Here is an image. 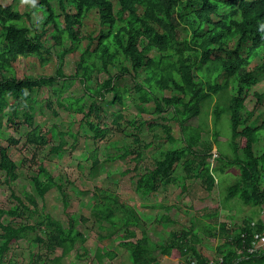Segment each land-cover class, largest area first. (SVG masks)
<instances>
[{
  "label": "trees",
  "instance_id": "trees-1",
  "mask_svg": "<svg viewBox=\"0 0 264 264\" xmlns=\"http://www.w3.org/2000/svg\"><path fill=\"white\" fill-rule=\"evenodd\" d=\"M30 4V10L24 11L17 0L0 2V135L4 122L16 127L17 119H23L31 124L32 89L48 87L58 77H63V86L65 76L78 79L90 101L72 96L60 100L58 94L59 105L82 113L93 135L104 137L108 130L100 117V107L94 102L105 100L111 93L110 103L125 104L127 90L120 89L116 80L129 75L134 82L138 111L145 110L146 104L156 112L170 109L176 124L172 131L165 123H154L162 126L171 146L161 149L159 156L152 158V165H146L137 175L136 193L155 195L160 182L169 178L181 159L182 167L193 170L192 177L205 181L211 191L217 182L207 160L211 149L197 148L203 127L187 121L200 116L214 95L222 94L223 103L213 104L212 125L216 127L222 114H228L233 155L218 158L237 165L240 171L238 179L228 186L225 199L239 197L246 205L264 209V145L261 153L254 150L260 137L264 139V117L260 124L253 125L256 114L246 110L247 92H242V88L249 89L257 82L259 70L264 71V0H32ZM66 40L69 45H65ZM58 46L61 57L77 53L72 75L66 76L61 67L47 76L22 77L15 73L13 63L19 57L36 58L38 64L45 65L52 49ZM114 68L116 72H112ZM101 72L107 73L106 77L96 81ZM230 85L235 92L224 96ZM254 94L258 100L262 96ZM121 118V113L115 114L112 123L121 125ZM128 122L139 130L146 121ZM66 132L75 136L69 130L59 131V142L51 145L50 151L57 152L65 146ZM49 135L50 129L33 126L25 137L26 142L40 147ZM134 135L131 144L125 145L117 157L134 154L133 160L141 159L142 148L149 147L150 142L142 141L137 133ZM8 141L16 143L13 135ZM93 154L95 165L97 158ZM19 166L7 147L0 145V171L6 185L18 178ZM35 166L38 170L30 175L35 194L25 191L23 199L11 190L17 202L9 207L0 206V261L12 243L24 238L49 248L59 247L61 253L53 261L61 264V256L83 243L85 234L73 217L69 216L65 225L46 212L43 205L39 206L37 197L43 200L51 188L62 190V184L42 161ZM93 196L88 214L107 230L103 237L116 238L118 246L126 250L130 264H157L148 234L141 230L137 236L141 217L133 204L106 188H96ZM63 201L66 207L67 202ZM218 208L202 214L195 228L174 231L168 241L157 243L161 253L174 258L190 252L188 261L179 260L176 264H208L209 257L199 249V234L214 236L217 231L227 237V246L220 249V264H264V245L260 243L264 220L246 218L237 228H228L225 222L210 221L217 216ZM4 215L10 217L6 222ZM161 219L172 220L167 215ZM251 246L257 249L238 253V248ZM114 253L113 249L101 253L99 247L97 258H113Z\"/></svg>",
  "mask_w": 264,
  "mask_h": 264
},
{
  "label": "rangeland",
  "instance_id": "rangeland-1",
  "mask_svg": "<svg viewBox=\"0 0 264 264\" xmlns=\"http://www.w3.org/2000/svg\"><path fill=\"white\" fill-rule=\"evenodd\" d=\"M10 1L12 0H0L3 4ZM17 2L24 11L30 10L32 0H17ZM69 44L66 40L65 45ZM60 49V46L52 49L45 65L38 64L36 58L19 57L13 63L15 73L22 77L47 76L55 74L57 67H61L66 76L72 75L77 53H65L61 57ZM111 70L116 72L115 68ZM106 74L105 72L99 73L95 80L101 81ZM256 77L257 82L249 89L242 88V92H247L244 100L246 110L256 114L252 120L253 125L260 124L264 117V71L259 70ZM62 79L63 77H58L52 85L45 88L34 87L30 92L33 104V109L30 111L32 123L17 119L19 124L15 127L4 122L3 132L0 135V145L7 147L11 157L20 165L18 178L11 182L10 186L4 183L5 175L0 171V206L9 207L17 202L11 190L23 199L25 191L35 194L30 175L32 172L36 173L38 168L35 165L40 161L51 171L54 179L62 184V190L57 187L51 188L43 200L37 197L39 206L43 205L46 212L65 225L69 221V216L73 217L78 229L85 234L86 240L83 243L76 244L67 255L61 256L59 260L61 264H130L127 252L118 246V240L114 237H103L107 230L101 227L91 214H88L94 201L93 191L96 188L113 190L122 199L133 204L141 217L139 228L136 229L137 236L140 235L141 230L148 234L150 242L154 245L153 253L156 255L157 264H176L179 260L188 261L190 252L172 258L161 253L157 243L168 241L174 231L195 228L200 224L201 215L208 209L219 206V211L223 213L221 217L227 218L224 222L228 223L226 226L228 228H237V225L241 224L244 219H257L260 216L262 211L258 206L246 205L239 197L225 199L228 186L238 179L240 171L237 165L218 158L223 154L229 157L233 155L229 147L231 130L228 114L224 112L216 127L212 125L213 104L216 101L223 103L222 94L221 96L214 95L200 116H194L187 121V123L199 124L203 127L197 148L211 149L212 154L207 160L210 162L212 173L217 181L211 191L206 188L205 181L192 177L193 170L188 171L182 167L183 159H181L175 163L169 178L160 182L155 195L140 196L135 191L137 175L145 170L146 165H152V158L159 156L161 149L171 146L162 126L154 123H165L171 127L172 131H175L176 124L171 118L172 111L166 109L156 112L148 104L145 105V110L138 111L136 106L138 99L133 88V79L129 75L121 76L116 83L120 89L127 90L124 97L125 104L110 103L108 99L111 93L107 94L105 100L94 102L97 107H100V117L106 123L108 130L106 136L95 137L84 123L82 113H75L59 105L58 94H60L58 98L60 100L63 97L72 96L73 98L84 97L87 103L90 101V98L84 96L78 79L64 76L65 82L61 86ZM234 92V86L230 85L224 96ZM255 92L262 95L259 100ZM117 113L122 114L119 120L121 125L112 123ZM244 113L243 111V115ZM5 119L4 114L3 120ZM129 120H134L135 123L139 120L146 122L142 123L138 130L128 122ZM33 126H39L42 130L50 129L49 139L43 146L37 147L26 142L25 135ZM64 129L71 131L75 136L72 137L66 132L64 134L65 146L57 152L50 151L51 145L59 142V131ZM215 132L216 135H214ZM134 133H137L142 141L150 142L149 147L142 148L141 159L133 160L134 154H129L125 158L117 157L116 154L122 153L125 145L131 144V140L135 137ZM11 135L16 139L14 145L8 141ZM132 145L134 148L137 147V144ZM263 145L262 136L254 144L256 154L262 152ZM92 154L97 158L95 165L92 164ZM63 199L67 202L66 207H64ZM218 214L210 221L213 222L214 219L216 223L220 222ZM165 215L172 220H162L161 217ZM2 219L6 222L10 217L4 215ZM201 233L199 234L201 237L198 243L199 249L209 259L217 257L221 254L220 249L227 246L225 235L217 231L214 236ZM99 247L101 253L113 249L114 257L102 256L101 260H98L97 249ZM60 253L59 247L49 248L44 243H34L22 238L12 243L8 251L4 253L0 264H57L53 261V257ZM32 259L36 260L33 262Z\"/></svg>",
  "mask_w": 264,
  "mask_h": 264
},
{
  "label": "built area",
  "instance_id": "built-area-1",
  "mask_svg": "<svg viewBox=\"0 0 264 264\" xmlns=\"http://www.w3.org/2000/svg\"><path fill=\"white\" fill-rule=\"evenodd\" d=\"M260 244V243H259ZM244 249H246L248 252H253L257 249V247H242V248H238V253H241ZM222 261V255H218L217 257H214V258H210L208 260V264H220V262Z\"/></svg>",
  "mask_w": 264,
  "mask_h": 264
},
{
  "label": "crops",
  "instance_id": "crops-1",
  "mask_svg": "<svg viewBox=\"0 0 264 264\" xmlns=\"http://www.w3.org/2000/svg\"><path fill=\"white\" fill-rule=\"evenodd\" d=\"M260 211H262V213L260 214V216L259 217H257V218H262V220H264V209H261ZM218 221H220V222H224V220L226 219L227 220V218H225V219H223V217H221L222 216V211H218ZM224 216V215H223ZM213 222H215L214 221V219H213ZM228 225V223L226 224V226ZM260 243L262 244V245H264V234L262 235V237H261V239H260Z\"/></svg>",
  "mask_w": 264,
  "mask_h": 264
}]
</instances>
